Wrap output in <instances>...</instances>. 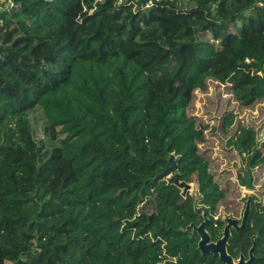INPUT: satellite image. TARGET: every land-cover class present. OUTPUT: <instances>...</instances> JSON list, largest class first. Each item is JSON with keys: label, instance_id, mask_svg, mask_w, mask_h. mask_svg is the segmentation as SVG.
<instances>
[{"label": "trees", "instance_id": "obj_1", "mask_svg": "<svg viewBox=\"0 0 264 264\" xmlns=\"http://www.w3.org/2000/svg\"><path fill=\"white\" fill-rule=\"evenodd\" d=\"M2 1L0 264H223L186 230L196 211L174 174L152 178L173 153L200 204L213 213L226 197L199 149L209 125L188 108L212 80L241 106L264 100V0ZM168 39L150 74L125 52ZM35 106L54 142L46 150L28 118ZM234 119L224 114L220 129ZM228 144L245 157L241 179L264 166L257 130L239 126ZM252 234L253 264H264L255 196L228 252H246Z\"/></svg>", "mask_w": 264, "mask_h": 264}, {"label": "rangeland", "instance_id": "obj_2", "mask_svg": "<svg viewBox=\"0 0 264 264\" xmlns=\"http://www.w3.org/2000/svg\"><path fill=\"white\" fill-rule=\"evenodd\" d=\"M174 1L176 5L184 6V8L192 6L188 0ZM2 3L3 1L0 0V6ZM167 41V48L157 43L129 44L125 47V52L133 55L135 60L150 74L154 67L166 63L170 48L175 44L172 39ZM229 112L235 115V119L225 132L220 129V123L224 114ZM188 114L209 125L204 131L205 141L199 144V149L209 161V170L214 180L226 191V200L220 204L217 215L226 217L234 215L239 218L244 212L247 198L250 195L255 194L260 201H264V166L255 167L251 171L250 185L252 188H248L245 185L246 182H242L239 177L245 168V157L239 154L233 145L228 144V140L239 126H249L257 130L259 143L264 142V100L252 106H241L234 99L226 84L212 80L205 92L195 91ZM28 118L37 143L43 146V150L52 147L54 142L44 131L46 119L43 110L35 106L28 111ZM168 178L170 176L165 179ZM189 191L194 196L198 195L195 182H191Z\"/></svg>", "mask_w": 264, "mask_h": 264}, {"label": "water", "instance_id": "obj_3", "mask_svg": "<svg viewBox=\"0 0 264 264\" xmlns=\"http://www.w3.org/2000/svg\"><path fill=\"white\" fill-rule=\"evenodd\" d=\"M150 0H137L138 3L141 5H145L149 2ZM168 166L165 167L162 171L157 173L153 178L152 181H156L157 179H165L166 177L172 176L174 174L175 182L178 184L180 188L183 189V193L190 189L191 183H187L185 181H181L179 179V175L176 174L177 171V161L175 159L174 154H170L169 157L167 158ZM250 180H251V175H248L247 177V185L250 187ZM199 195L194 196V209L195 211H199L200 208L195 206V201L196 198H198ZM250 209V197L247 198V204L244 209V214H243V222L240 227H237L236 225V220H231L230 218H227L228 220V225L225 226L224 231H223V236L219 238L216 242L210 241V237L206 231H204V225L207 223V221L202 222L198 227H195L196 230H198L199 235H200V240L198 241V249L200 252H211L213 254H218L219 259L224 263V264H251L252 258H253V247L250 248L249 250V259L244 262V256L240 255L239 259L237 262H234L232 257L227 253L226 251V245L228 243V239L231 236L230 234V225H233L236 229H242L245 223V219L247 217V214L249 213ZM207 220V219H206ZM192 224H189L186 228L187 231L190 230Z\"/></svg>", "mask_w": 264, "mask_h": 264}, {"label": "flooded vegetation", "instance_id": "obj_4", "mask_svg": "<svg viewBox=\"0 0 264 264\" xmlns=\"http://www.w3.org/2000/svg\"><path fill=\"white\" fill-rule=\"evenodd\" d=\"M245 170V168H244ZM254 170V169H253ZM243 171V170H242ZM248 175H251V173L249 172ZM248 175L244 178V179H240L242 182H246V186L248 188H252V186L250 185V187L247 185V177ZM173 176V175H172ZM172 176H170V178H172ZM252 179V178H251ZM191 183V182H189ZM198 189V188H197ZM190 189H188L187 191H185L183 193V189H182V194L184 195V197H186L187 195H190L192 197V208H194V195L189 191ZM198 195L199 197L196 198V203H195V206L200 208L199 211H196V222L195 221H191L189 224H192L191 228H190V233H191V236L193 234H196L197 236V241H196V248L198 249V241L200 240V235H199V232L198 230L195 229V227H198L202 222L204 221H207V223L204 225V231H206L210 237V241H212L213 243L216 242L219 238H221L223 236V231H224V228L226 225H228V220L227 218H230L231 220H236V225L237 227H240L242 225V222H243V214H241V216L239 218L235 217L234 215H228L229 217H226V216H219L217 215L218 213V210H219V206L220 204L226 200V197L223 199V201L219 204V206L217 207L216 211H214L213 213L211 211H209V209H207V207L205 205H202L200 204L198 201H199V198L200 197V193L198 192ZM244 195V194H243ZM253 196L255 197H258L257 195L255 194H252L250 195V207H251V204H252V199H253ZM259 198V197H258ZM260 199V198H259ZM195 210V209H194ZM250 210V209H249ZM247 217H248V214H247ZM247 217L245 219V223H244V226L242 229H236L233 225H230V234L231 236L233 237V235L237 232H240L242 231L245 227H246V224H247ZM207 219V220H206ZM187 228V226L185 227ZM217 230L218 231V236L215 238V239H212L211 237V230ZM257 231V230H256ZM231 236L229 237L228 239V243L226 245V251L227 253L232 257V259L234 260V262H237L240 255H243L244 256V262H246L248 259H249V250L251 247H253V251H252V254H253V258H252V262L251 264H253V261H254V249H255V236L252 234L249 236V241H250V246L246 249V252L245 251H242V250H239L238 251V254L236 257L232 256L228 251H229V242H230V238ZM199 250V249H198ZM200 251V250H199ZM200 253H209L211 255H215L218 259H219V256L218 254H213L211 252H200ZM220 260V259H219ZM220 262H222L220 260ZM223 263V262H222ZM224 264V263H223Z\"/></svg>", "mask_w": 264, "mask_h": 264}, {"label": "crops", "instance_id": "obj_5", "mask_svg": "<svg viewBox=\"0 0 264 264\" xmlns=\"http://www.w3.org/2000/svg\"><path fill=\"white\" fill-rule=\"evenodd\" d=\"M192 6H194V4H193ZM192 6H191V7H192Z\"/></svg>", "mask_w": 264, "mask_h": 264}, {"label": "built area", "instance_id": "obj_6", "mask_svg": "<svg viewBox=\"0 0 264 264\" xmlns=\"http://www.w3.org/2000/svg\"><path fill=\"white\" fill-rule=\"evenodd\" d=\"M120 1V0H119ZM10 4H12V3H10Z\"/></svg>", "mask_w": 264, "mask_h": 264}]
</instances>
